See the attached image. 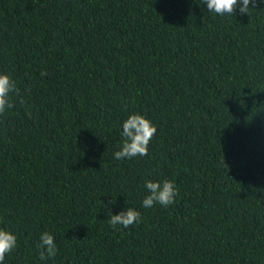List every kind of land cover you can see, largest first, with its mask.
<instances>
[{"label":"trees","instance_id":"obj_1","mask_svg":"<svg viewBox=\"0 0 264 264\" xmlns=\"http://www.w3.org/2000/svg\"><path fill=\"white\" fill-rule=\"evenodd\" d=\"M239 7L0 0V74L23 98L0 115L4 264H264V0ZM132 114L157 132L118 160ZM148 180L175 202L144 208ZM129 207L141 220L113 227Z\"/></svg>","mask_w":264,"mask_h":264},{"label":"clouds","instance_id":"obj_2","mask_svg":"<svg viewBox=\"0 0 264 264\" xmlns=\"http://www.w3.org/2000/svg\"><path fill=\"white\" fill-rule=\"evenodd\" d=\"M262 0H204L208 12L220 16L233 15L236 12L238 4L241 14L249 13V5L255 6V3ZM47 75L46 72L41 73ZM16 94L18 102L23 104V98L20 97L15 82L7 74H0V115L4 114L7 109L15 105L10 100V94ZM123 144L121 150L115 152L114 156L118 160L133 158L136 156H146L149 150V144L157 132V128L152 122L141 114L130 115L122 124ZM145 188L148 190L142 205L144 208H151L155 204L168 207L175 202L179 190L171 180H165L163 183L146 181ZM109 223L115 227L117 225L128 228L141 220V213L133 208H127L119 214L113 215L108 213ZM17 246V236L8 230L0 229V264H4L6 254L12 252ZM39 248L40 259L47 260L57 255V247L53 235L44 232L40 236Z\"/></svg>","mask_w":264,"mask_h":264}]
</instances>
